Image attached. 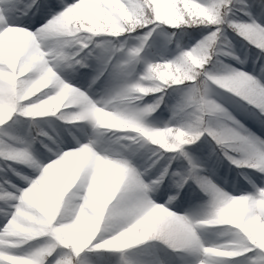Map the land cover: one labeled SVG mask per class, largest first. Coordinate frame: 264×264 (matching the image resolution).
<instances>
[{
    "label": "snow or ice",
    "instance_id": "snow-or-ice-1",
    "mask_svg": "<svg viewBox=\"0 0 264 264\" xmlns=\"http://www.w3.org/2000/svg\"><path fill=\"white\" fill-rule=\"evenodd\" d=\"M0 264H264V0H0Z\"/></svg>",
    "mask_w": 264,
    "mask_h": 264
},
{
    "label": "trees",
    "instance_id": "trees-1",
    "mask_svg": "<svg viewBox=\"0 0 264 264\" xmlns=\"http://www.w3.org/2000/svg\"><path fill=\"white\" fill-rule=\"evenodd\" d=\"M235 46H236V51L238 55L241 56V58L244 57L245 51H244V44L245 42L241 41L239 37H234L233 40ZM145 99H148V97H145ZM163 107V105L161 106ZM106 135H122L120 132H109L106 133ZM121 143H126V141L122 140ZM239 170L235 169L232 165L229 164L227 160H222L220 163L218 169H217V177L229 182H233L234 180H239L240 177H238L237 172Z\"/></svg>",
    "mask_w": 264,
    "mask_h": 264
},
{
    "label": "rangeland",
    "instance_id": "rangeland-1",
    "mask_svg": "<svg viewBox=\"0 0 264 264\" xmlns=\"http://www.w3.org/2000/svg\"><path fill=\"white\" fill-rule=\"evenodd\" d=\"M167 115H168V113L165 111L163 119H167ZM214 178L216 179L217 183L221 184V186H224L225 183H229V184L232 183V182H229V181H226V180H223V179H219L217 177H214Z\"/></svg>",
    "mask_w": 264,
    "mask_h": 264
}]
</instances>
